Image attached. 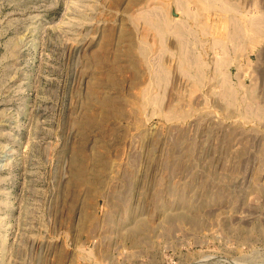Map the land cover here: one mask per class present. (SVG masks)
Returning a JSON list of instances; mask_svg holds the SVG:
<instances>
[{
  "label": "rangeland",
  "instance_id": "1",
  "mask_svg": "<svg viewBox=\"0 0 264 264\" xmlns=\"http://www.w3.org/2000/svg\"><path fill=\"white\" fill-rule=\"evenodd\" d=\"M0 264H264V0H0Z\"/></svg>",
  "mask_w": 264,
  "mask_h": 264
},
{
  "label": "bare ground",
  "instance_id": "2",
  "mask_svg": "<svg viewBox=\"0 0 264 264\" xmlns=\"http://www.w3.org/2000/svg\"><path fill=\"white\" fill-rule=\"evenodd\" d=\"M178 1V0H177ZM185 25V24H184ZM187 27V26H186ZM174 28V27H173ZM188 29V28H187ZM178 33V32H177ZM181 36V35H180Z\"/></svg>",
  "mask_w": 264,
  "mask_h": 264
}]
</instances>
